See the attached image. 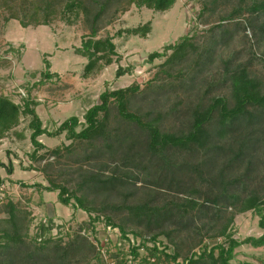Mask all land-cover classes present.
Listing matches in <instances>:
<instances>
[{
	"label": "rangeland",
	"instance_id": "374dc122",
	"mask_svg": "<svg viewBox=\"0 0 264 264\" xmlns=\"http://www.w3.org/2000/svg\"><path fill=\"white\" fill-rule=\"evenodd\" d=\"M212 1L176 0L166 12L130 5L125 7V12L119 11L116 16L106 17L96 39L113 38L117 56L112 57L111 65H105L101 61L96 68L86 73L88 60L78 52L82 47L83 37L90 35L83 20L72 19L69 23L60 13L61 8L57 7V12L50 16L48 25L39 24L44 19L43 14H40L37 16L39 20L24 28L11 15L15 13L26 22L27 18L23 15L33 14V7L24 5L23 0H8L11 7L8 9L4 0H0V97L18 105H23L25 99H33L38 104L34 108L43 128L50 132L57 130L69 118L77 117L81 125L76 130L80 132L85 127L87 111L99 103L101 94L136 85L139 86V91L128 98L130 112L140 115L144 122L159 119L157 124V120L155 121V126L161 132L179 136L187 134L191 129V112L194 108H206L212 98L217 96L225 97L231 102L230 89L228 85L222 84L226 73L225 62L230 61L229 69L231 64L232 67L244 64L256 78L262 77L264 72V43L257 42L250 29L231 33L234 22L226 21L222 24L223 28H217L221 18L230 14L231 6L220 5L216 9L208 5V10L203 13L204 6ZM247 17L248 15H244L240 22ZM147 24L150 32L146 38L127 33L118 36L119 31ZM184 36L194 37V43L199 47L198 52L202 53L201 60H207L203 67L195 65L197 59L196 63L191 59L183 65L166 66L165 62L171 51L165 57L149 61L152 53H164L165 47L175 44ZM212 46L211 58L206 59L207 49ZM45 61L50 63V73L54 75L50 80L43 78L46 72ZM118 68L127 69L128 72L117 77ZM214 84L217 86L214 87ZM102 117L103 115L100 119ZM30 121L29 116H21L19 125L0 139V219H7L5 207L9 202L13 203L18 210L29 214L27 219H33L29 227V239H32L40 233V223H48L51 219L49 217L56 214L57 218L52 221L53 229L44 239L63 238L67 242L68 233H80L96 246L100 254L99 259H92L90 264H120L121 261L122 264H146L144 259L147 261L149 258L152 262L155 260V264H174L167 262L161 254L158 255L159 262L150 255L154 244H143L144 240H148L159 230L148 231L134 224L131 219L133 213L127 208L144 204L152 197L160 207L184 198V195L174 193L173 190L147 184L151 180L160 181L165 173L158 167L163 164L160 157L156 155L153 158L148 154L145 145L148 140L147 131L121 120L115 103L112 102L104 137L79 142L69 140L66 133L55 138L41 136L38 141L45 149L38 155L57 151L58 156L47 154L45 160L32 164L29 156L35 148L31 143ZM135 141L137 147L132 152L135 154L131 155H135V162L140 163L141 168H131V174L138 179L131 180L129 184L117 187L112 192L102 191L101 182L108 181L114 170L119 176L128 170L121 166L118 157L124 151L127 153ZM225 144H231V135L222 140V145ZM125 155L124 153L122 156L123 160ZM164 155L171 159L169 166L184 163L197 166L204 159L200 152L192 153L172 147L167 148ZM254 156L257 160L254 166L258 169L253 179L245 183L247 191L264 189V147L259 148ZM230 158V155L223 157V164H228ZM31 164L36 170L25 171V167ZM145 167L148 170L146 173L142 171ZM9 168L13 169L12 174L8 173ZM245 168L246 165L239 168L231 166V170H227L228 175H231L228 178L244 174ZM179 174V180H190L193 185H199L205 190V184L199 183L192 171L183 170ZM88 175H97L101 182L95 184L87 180ZM145 178L149 182H145ZM50 181L65 185L71 192L75 191L79 197L84 198L87 207L95 208L97 212L90 215L74 207V200L69 206H63L57 197L58 192H39L21 185L41 184L47 187ZM185 184L188 185V182ZM166 186L167 184L164 185ZM47 203H52L59 211L53 213L52 207L46 206ZM230 210L222 211L221 217H217L216 211H211L199 215V219L211 229L223 222ZM97 215L109 216L114 223L124 225L128 231L127 237H123L118 228L106 226L103 222L95 223V228L91 226V217ZM259 220V216L253 211L238 214L228 232L238 241L261 237L264 230L260 228ZM133 231L142 236H136ZM201 239V234L196 233L182 232L175 235V243L182 248V258L178 263L183 262L184 256L198 250ZM157 241L161 243L160 251L168 247L166 253H174L176 246L164 235ZM223 241L225 240L207 239L204 243L212 247ZM133 247L138 248L137 258L131 253ZM234 254L232 263L261 264L264 260V247L242 245L236 248Z\"/></svg>",
	"mask_w": 264,
	"mask_h": 264
},
{
	"label": "trees",
	"instance_id": "16d2710c",
	"mask_svg": "<svg viewBox=\"0 0 264 264\" xmlns=\"http://www.w3.org/2000/svg\"><path fill=\"white\" fill-rule=\"evenodd\" d=\"M23 1L25 2L24 5L33 7V14L23 15L24 18H27L26 22L15 13L11 15V18L19 20L24 28L39 20L37 16L40 14H43L44 19L38 23L48 25V20L51 15L57 12V7L61 8L60 13L67 22L71 23L72 19L83 20L90 30V35L83 37L82 47L78 52L88 60L85 67L86 73L91 72L101 61L105 65H111L112 57L117 56L113 38L96 39L101 23L106 17L116 16L119 11L125 12V7L130 5H135L138 8L145 7L155 12H166L176 2V0ZM7 2L8 0H4L6 8L11 9ZM208 5H212L216 9L221 7L220 5L231 6L230 14L221 18L217 28H223L222 24L226 21L234 22L231 33L245 32L250 29L253 38L257 42L264 43V0H213L204 6L203 13L208 10ZM24 12L26 13L25 10ZM244 15H248V17L240 22ZM149 32L150 27L147 24L135 29L119 31L118 36L127 33L146 38ZM212 48L213 46L207 49L206 59L211 58ZM164 50V53H152L149 56V61L153 62L165 57L167 52L171 51V55L165 62L166 66L175 67L183 65L188 60L193 59L195 62L197 59L195 65L201 68L207 62V60H201L202 53L198 52L199 47L194 43V37L184 36L175 44L165 47ZM225 65L226 73L222 84L228 85L231 102L225 97L217 96L212 98L211 103L206 108L201 106L194 108L191 112V129L187 134L179 136L161 132L159 127L155 126V121L157 120V124L159 119L144 122L140 115L130 112L128 98L139 91V86L134 85L126 89L105 91L101 94L99 103L87 111L85 127L80 132L76 130L81 125L77 117L69 118L57 130L50 132L43 128V123L34 108L38 104L33 99H25L23 105H18L7 98L0 97V139L6 132L19 125L21 116H29L31 118L29 128L32 130L31 143L35 148L29 158L34 164L45 160L47 154L58 156L57 151L38 155L41 150L45 149L43 144L38 141L41 136L55 138L66 133L69 140L79 142H90L96 137H104L110 107L114 102L118 117L121 120L135 124L137 128L147 131L148 140L145 145L148 154L153 158L158 155L163 162L158 167L165 172L164 176L160 178V181L151 180L147 184H152L160 189L163 187L168 191L173 190L174 193L184 195V198L179 199L180 201H172L161 207L156 204L154 197L144 204L127 207L133 213L131 219H133L134 224L144 227L148 231L159 230L148 240H144L143 244L146 242L154 244L150 250V255L156 258L158 262V255L161 254L167 262L180 264L178 260L182 258V248L175 243L174 238L176 234L185 232L187 234H201L202 239L199 241L201 246L198 250L192 251L191 248L189 253L191 251L192 253L184 256L181 264H253L249 262L232 263L235 259L234 251L242 245H250L254 248L264 247V234L258 238L249 237L244 241H238L233 239L228 231L236 215L249 211H253L259 216V226L264 230V189L247 191L245 187V183H249L257 173L258 168L254 166L257 160L254 154L259 148L264 147V72L262 77L256 78L251 75L248 67L244 64H238L235 67H232L231 64V69H229L230 61L225 62ZM45 66L46 72L43 78L50 80L54 77L50 73L51 65L45 61ZM127 72V69L118 68L116 76H124ZM215 86L217 84H214ZM101 115H103L102 119H100ZM229 135H231V144L222 145V140H226ZM136 147L137 141L132 143V147L127 153L124 151L118 157L121 166L128 169L122 172L121 176L114 170L112 176L107 179L108 181L101 182L97 175H88V179H86L95 184L98 181L101 182V190L110 192L116 190L117 187L129 184L131 180H137L138 178L131 174V168H141L140 163L135 162L137 161L135 155H131ZM169 147L191 151L192 153L200 152L204 159L197 166L187 163L169 166L171 159L164 155ZM124 153L126 154L125 160L122 157ZM227 155H230L231 158L228 164H223V157ZM32 164L25 167V171L36 170ZM242 165H246L245 173L229 179L228 176L231 177V175H228L227 170H231V166L239 168ZM183 170L192 171L197 176L199 183L205 184V190L203 191L199 185H193L189 182L190 180H179L178 174L182 173ZM12 171L13 169L9 168L8 173L12 174ZM142 171L148 172L146 167L142 168ZM82 182L85 183L86 181ZM145 182H149L147 178H145ZM185 182H188V185ZM166 184L167 186L164 187ZM21 185L37 189L39 192L42 190L58 192L59 202L63 206H69L74 200V207L80 208L90 215L92 212H97V209L87 207L84 198L79 197L75 191L71 192L65 185L56 184L53 181H50V185L47 187L41 184ZM228 210H230L229 216L211 229L203 225L199 219V215L202 216L211 211H216L217 217H221L222 211ZM5 212L8 214L7 219H0V264H90L92 259H99L100 254L97 252L96 246L78 232L68 233L67 242H64L63 238L48 237L44 239L47 233H51L54 219H49L48 223L41 222L38 227L40 233L29 239V227L33 222V219H27L29 214L18 210L11 202L5 207ZM102 217L100 215L91 217V226L94 227L95 223L103 222L106 226L118 228L121 235L127 237L128 231L124 225L114 223L109 216ZM134 234L142 236L140 233L134 232ZM161 235H164L176 246L173 254L166 253L168 247H164L160 251L159 244L161 245V243L157 240ZM207 239L212 241L224 239L225 241L209 247L208 244L204 243V240ZM137 251V247H133L131 250L135 258L138 257ZM144 261L146 264H155V260L152 262L150 258L147 261L144 259ZM261 264H264V260L261 261Z\"/></svg>",
	"mask_w": 264,
	"mask_h": 264
},
{
	"label": "crops",
	"instance_id": "0c3cea01",
	"mask_svg": "<svg viewBox=\"0 0 264 264\" xmlns=\"http://www.w3.org/2000/svg\"><path fill=\"white\" fill-rule=\"evenodd\" d=\"M4 169H5V168H4ZM48 193H50V192H48ZM57 197H58V194H57ZM46 206H48V208H49V206H51V207H52V212H53V213H55V212L59 209L58 207L56 208V206H54L52 203H47ZM58 211H59V210H58ZM49 218H51V219L53 218V219L55 220V218H57V215L54 214L53 217H49Z\"/></svg>",
	"mask_w": 264,
	"mask_h": 264
}]
</instances>
